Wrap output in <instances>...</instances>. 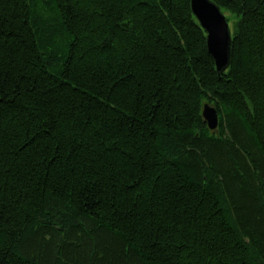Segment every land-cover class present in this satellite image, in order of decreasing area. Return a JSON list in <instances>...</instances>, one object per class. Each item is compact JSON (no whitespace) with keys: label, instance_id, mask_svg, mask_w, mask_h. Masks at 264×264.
I'll use <instances>...</instances> for the list:
<instances>
[{"label":"trees","instance_id":"1","mask_svg":"<svg viewBox=\"0 0 264 264\" xmlns=\"http://www.w3.org/2000/svg\"><path fill=\"white\" fill-rule=\"evenodd\" d=\"M210 1L221 74L190 0H0V264H264V0Z\"/></svg>","mask_w":264,"mask_h":264},{"label":"water","instance_id":"2","mask_svg":"<svg viewBox=\"0 0 264 264\" xmlns=\"http://www.w3.org/2000/svg\"><path fill=\"white\" fill-rule=\"evenodd\" d=\"M195 19L206 33V45L217 71H225L230 62L231 31L221 9L210 0H190ZM202 118L210 131L218 128V111L208 103L202 107Z\"/></svg>","mask_w":264,"mask_h":264},{"label":"rangeland","instance_id":"3","mask_svg":"<svg viewBox=\"0 0 264 264\" xmlns=\"http://www.w3.org/2000/svg\"><path fill=\"white\" fill-rule=\"evenodd\" d=\"M225 15H226V17L229 19V27H230V29H232V20H231V16L227 13V12H223Z\"/></svg>","mask_w":264,"mask_h":264},{"label":"bare ground","instance_id":"4","mask_svg":"<svg viewBox=\"0 0 264 264\" xmlns=\"http://www.w3.org/2000/svg\"><path fill=\"white\" fill-rule=\"evenodd\" d=\"M225 15V14H224ZM225 17H226V15H225ZM226 19H227V17H226ZM228 21V20H227ZM198 22V21H197ZM228 24H229V21H228ZM201 27V26H200ZM230 31H231V29H230ZM231 38H232V31H231ZM215 65V64H214ZM215 69H216V66H215ZM216 72L218 73V74H221V73H223L224 71H222V72H219V71H217V69H216ZM210 105V104H209ZM212 106V105H211ZM203 107V106H202ZM215 108V107H214ZM216 109V108H215ZM217 110V109H216ZM202 116V115H201Z\"/></svg>","mask_w":264,"mask_h":264}]
</instances>
